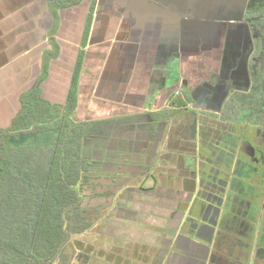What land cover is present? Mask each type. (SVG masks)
Here are the masks:
<instances>
[{
	"label": "crops",
	"instance_id": "obj_1",
	"mask_svg": "<svg viewBox=\"0 0 264 264\" xmlns=\"http://www.w3.org/2000/svg\"><path fill=\"white\" fill-rule=\"evenodd\" d=\"M176 1L73 0L57 7L54 0H0V130L9 127L35 86L41 99L63 105L79 59L72 116L93 123L83 143L86 157L97 162L99 174L129 181L128 188H152L155 179L141 172L151 164L162 169L163 150L162 141L149 136L159 124L166 131L169 111L177 114L180 106L177 99L185 100L188 92L195 100L191 109L216 113L231 91L249 87L240 60L245 32L240 17L226 10L227 1L210 18L200 17L197 6L183 11ZM136 176L139 183L131 185ZM101 183L87 192L108 189ZM126 187L116 189L118 204L101 211L138 235L108 239L116 241L114 263L149 264L156 256L145 234L150 210L127 196ZM196 245H175L168 264H186ZM99 261L114 264L104 256Z\"/></svg>",
	"mask_w": 264,
	"mask_h": 264
},
{
	"label": "flooded vegetation",
	"instance_id": "obj_2",
	"mask_svg": "<svg viewBox=\"0 0 264 264\" xmlns=\"http://www.w3.org/2000/svg\"><path fill=\"white\" fill-rule=\"evenodd\" d=\"M226 1V10L230 8L231 14L240 17L245 32L240 60L249 85L246 92L231 91L227 100L233 92L248 93L256 72L264 75V1L254 0L255 6L249 11L246 8L249 0ZM261 78L262 84L264 76ZM181 101L177 114L169 116L166 131L159 124L149 136L152 140L162 141L160 158L169 157L164 144L170 138V124L176 122L172 139L175 143L179 140V147L188 154H177L174 159L175 182H156L145 190L134 180L133 188H128L130 183L124 180L127 196H136L132 200L147 205L150 212L152 208L158 209L157 214H146L145 224V234L150 242L147 247L156 250L153 251L156 255L153 264L171 262L176 255L174 246L187 241L197 245L190 250L193 253L186 264H246V256L258 253V245L261 247L264 241V117L257 115L264 112L252 111L255 115L251 117L246 113L231 115L224 112L225 101L216 113L205 112L189 107L195 101L192 98L189 104ZM189 134L193 141L188 140ZM110 175L97 174V180L107 181ZM245 178L249 179V185ZM112 182L108 189L98 193L100 197L93 196L97 194L94 191L89 194L86 189L85 205L108 209L118 204L116 189L119 185ZM147 191L150 194L145 196ZM100 201L106 205H100ZM115 220L119 221L111 217L110 211L104 212L81 236H87L96 225L107 221L114 223ZM121 224L130 230L131 225ZM76 264H85L84 259Z\"/></svg>",
	"mask_w": 264,
	"mask_h": 264
},
{
	"label": "trees",
	"instance_id": "obj_3",
	"mask_svg": "<svg viewBox=\"0 0 264 264\" xmlns=\"http://www.w3.org/2000/svg\"><path fill=\"white\" fill-rule=\"evenodd\" d=\"M54 2L65 7L73 0ZM79 63L77 59L63 105L41 99L35 86L9 127L0 130V264H72L71 256L63 253L65 245L101 217L103 208L84 203L86 187L95 186L91 181L99 172L97 162L83 151L93 123L72 116ZM261 76H252L248 93L233 92L224 112L248 117L255 115L252 111L264 112ZM183 96L185 104L191 103L188 92ZM41 134L50 135L51 142L36 147Z\"/></svg>",
	"mask_w": 264,
	"mask_h": 264
},
{
	"label": "rangeland",
	"instance_id": "obj_4",
	"mask_svg": "<svg viewBox=\"0 0 264 264\" xmlns=\"http://www.w3.org/2000/svg\"><path fill=\"white\" fill-rule=\"evenodd\" d=\"M260 1H264V0H260ZM176 2H180L181 6L178 8H181L183 11H185V9L187 7H192L195 8L196 6L198 7L199 10H201V12H199L200 17H205L207 16L208 18L212 17L214 10L216 9V7L218 5L223 4V0H178ZM264 3V2H262ZM249 6L247 5V10H251L254 8L255 6V1L254 0H249L248 1ZM169 110V109H168ZM176 113V112H175ZM168 115H172V111H169ZM175 115V114H174ZM169 117V116H168ZM176 122H172V124H170L172 126V128L169 130L168 134L170 135V138L168 140H166V144L164 147V150H168L169 152H174L175 155L169 156V157H165V158H160L161 163L163 165V168L159 170L154 168V166L150 165V167L141 172V176L145 177L148 175L149 179L148 180H152L159 183L156 179L161 180L160 183L166 184L167 181H173V183L175 182V177L173 174V167H174V159H176V157L179 155H184V154H188V152H185L184 149L179 147V140L178 143H175L172 139V135L171 133H175L174 130V126H175ZM50 135H45V134H41L38 139L37 142L35 143L36 147H41V146H45L47 144H49L51 141H47V138ZM51 139V136L50 138ZM188 140L189 141H193L191 134H189L188 136ZM167 142H170L169 144H167ZM191 147V146H189ZM173 158V159H172ZM180 166V165H179ZM130 168V167H129ZM132 168V167H131ZM156 171L155 172V176L152 175V171ZM134 170V168H133ZM160 171V173H159ZM106 174H110V173H106ZM141 178V177H140ZM246 179V183L249 185V179ZM101 180H97L94 179L91 181V184L95 185L97 184V186L102 187V183L100 182ZM105 184H109L110 185V181H113L115 183V185L118 183L119 188L120 186H125L123 185V181H121L120 178H116L114 177L113 180L108 179V181L103 180ZM136 182L139 183L138 178L135 179ZM112 182V183H113ZM125 182V181H124ZM245 183V184H246ZM101 184V185H100ZM108 185V186H109ZM112 185V186H115ZM247 187V186H246ZM249 188V186H248ZM116 222H120L118 220H115V222H111V221H107L102 223L101 225L97 226L92 229L90 231V233L87 236H75L71 242H69V244L67 243L65 245L64 248V255H68L71 256V260L73 264H76V262L78 263L80 259H84V263L85 264H108V262L105 261H99L97 257H102L104 256L105 260H109L110 262L112 261L113 263L116 261V253H112V251H114V249H112V246H114L116 248V245H113L114 243H116V241H111L108 240L111 237H118V238H123V237H131V239H133L134 237L137 238L138 235L133 231L127 230V227H123V225H119L116 224ZM100 232L101 235L107 236V237H102L101 235H98L97 233ZM109 235V236H108ZM264 239V238H263ZM152 244H154L155 242L152 241ZM102 247H104V249L102 250ZM152 249V248H151ZM258 253H253L250 256H246L245 258V263L246 264H264V241L260 245H258ZM75 250V251H74ZM73 251V252H72ZM86 253V254H84ZM92 253V254H90ZM108 253V255H107ZM136 253L138 254L139 251H136ZM84 254V255H83ZM139 255V254H138ZM137 255V256H138ZM115 264V263H114ZM149 264H153V262H149Z\"/></svg>",
	"mask_w": 264,
	"mask_h": 264
}]
</instances>
